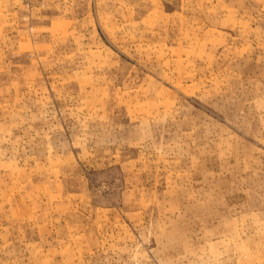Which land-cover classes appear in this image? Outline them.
Returning a JSON list of instances; mask_svg holds the SVG:
<instances>
[{
	"label": "rangeland",
	"instance_id": "374dc122",
	"mask_svg": "<svg viewBox=\"0 0 264 264\" xmlns=\"http://www.w3.org/2000/svg\"><path fill=\"white\" fill-rule=\"evenodd\" d=\"M0 264H264V0H0Z\"/></svg>",
	"mask_w": 264,
	"mask_h": 264
}]
</instances>
